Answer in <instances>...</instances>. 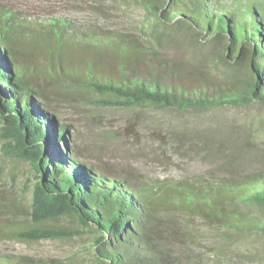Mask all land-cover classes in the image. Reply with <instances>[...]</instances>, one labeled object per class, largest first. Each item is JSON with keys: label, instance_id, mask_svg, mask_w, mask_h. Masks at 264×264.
<instances>
[{"label": "trees", "instance_id": "obj_1", "mask_svg": "<svg viewBox=\"0 0 264 264\" xmlns=\"http://www.w3.org/2000/svg\"><path fill=\"white\" fill-rule=\"evenodd\" d=\"M135 1L158 23L198 28L221 72L186 68L135 33L38 17L0 2V150L29 161L36 178L25 204L28 178L13 198L0 201V238L72 236L79 231L49 221L75 210L84 226L101 230L94 252L103 264H199L179 242L184 232L173 215L196 216L223 234L264 232V217L242 209L264 203V168L218 180L145 183L100 171L71 148L67 124L56 115L55 96L63 90L90 88L103 95L95 102L107 106L264 104V0ZM0 264L64 263L0 250Z\"/></svg>", "mask_w": 264, "mask_h": 264}, {"label": "rangeland", "instance_id": "obj_2", "mask_svg": "<svg viewBox=\"0 0 264 264\" xmlns=\"http://www.w3.org/2000/svg\"><path fill=\"white\" fill-rule=\"evenodd\" d=\"M0 2L38 17L65 16L80 23L135 33L149 44L161 47L168 57L186 68L211 67L215 73L223 69L213 65L214 50L201 41L199 31L192 30L187 23L180 27L158 23L135 0ZM55 97L58 121L67 124L75 155L96 169L123 179L152 183L193 181L207 176L218 180L264 168L262 103L183 110L150 103L107 106L95 102L103 95L86 87L63 90ZM25 178L29 182L22 204L31 198L33 171L26 160L4 155L0 150V201L13 198ZM242 209L247 214L264 217V203ZM162 217L167 218L164 214ZM172 218L179 228L174 227L184 232L179 242L191 250L199 264H217L218 260L220 264H264V232L223 234L225 230L196 216L175 214ZM49 223L70 231L79 228L72 217H59ZM95 237L87 231L38 241L0 238V250L64 264H103L95 257Z\"/></svg>", "mask_w": 264, "mask_h": 264}, {"label": "water", "instance_id": "obj_3", "mask_svg": "<svg viewBox=\"0 0 264 264\" xmlns=\"http://www.w3.org/2000/svg\"><path fill=\"white\" fill-rule=\"evenodd\" d=\"M191 28V27H190ZM192 30H194V31H199V33H200V30L198 29V28H191ZM201 33H203V32H201ZM199 38L201 39V41H205L206 43H209L208 41H207V39L204 37V36H200V34H199ZM0 119H1V121L3 122V119H2V116H1V112H0ZM28 146H29V148H31L32 146L31 145H29L28 144ZM27 161V160H26ZM28 163H29V166H30V162L29 161H27ZM32 170V169H31ZM33 171V170H32ZM33 173H34V171H33ZM39 175H40V170H39V172H38V178L37 179H39L40 177H39ZM36 179V178H35ZM67 203H68V205L71 207V208H73V209H75L74 208V205L70 202V200H68L67 201ZM59 217H72V218H74L75 220H76V223H77V225H78V229H76V230H73V231H79V233H76V234H81V233H84V232H87V231H90V232H93L94 234H95V236L96 237H98V236H100L102 233H101V230L100 229H97L94 225H93V223H90L91 224V226H84L80 221H79V213L77 212V211H73L71 214H63V215H60ZM58 217V218H59ZM75 235V234H74ZM95 237V238H96ZM94 238V239H95ZM95 253V252H94Z\"/></svg>", "mask_w": 264, "mask_h": 264}]
</instances>
